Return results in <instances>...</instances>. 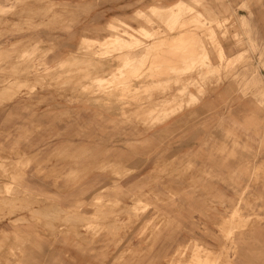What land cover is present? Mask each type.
Listing matches in <instances>:
<instances>
[{"label":"rangeland","instance_id":"rangeland-1","mask_svg":"<svg viewBox=\"0 0 264 264\" xmlns=\"http://www.w3.org/2000/svg\"><path fill=\"white\" fill-rule=\"evenodd\" d=\"M176 1L0 0V264H264V0Z\"/></svg>","mask_w":264,"mask_h":264},{"label":"bare ground","instance_id":"bare-ground-1","mask_svg":"<svg viewBox=\"0 0 264 264\" xmlns=\"http://www.w3.org/2000/svg\"><path fill=\"white\" fill-rule=\"evenodd\" d=\"M184 3V1H182V0H177L176 2H174V3H171L170 5H169V7H168V9H167V11H168V13L171 15V16H180L181 15V13H182V11H180V3ZM148 9L150 10V16L151 15H153L154 13H156V12H158V9H161V6H155V5H151V6H149L148 7ZM192 12V11H195V10H192V9H189L188 10V12ZM189 12V13H190ZM193 13V12H192ZM196 13V12H195ZM191 14V13H190ZM198 14H201V13H199L198 12ZM194 15V14H193ZM199 16V15H198ZM194 17H195V15H194ZM190 18V17H189ZM199 20V19H198ZM119 21V20H118ZM160 21V20H159ZM112 22V21H111ZM109 23L108 24V30L110 31V36H112V37H114V39L116 40V41H118V42H120V48L121 49H123L121 52L119 51L118 52V54L120 53L121 55H117V53H115V54H113V58H111V60L113 61V62H116L117 63V65H118V62H123V65L122 64H120L119 63V65H122V66H120V67H123V66H126V64L128 65V63H130V61L134 58V52L136 51V50H138V49H142L143 47H144V42H137L136 40H137V38H135L136 36H135V33L138 31L139 32V30L138 29H140V28H128L126 25H125V23L123 24V25H121V26H123V28L120 30V31H117V29H115V28H117V23H115L114 21L112 22V23ZM119 23H121V22H119ZM146 23V22H145ZM142 27V26H141ZM143 29V28H142ZM188 29V28H187ZM185 30H186V28H185ZM141 31V30H140ZM143 31V30H142ZM137 32V33H138ZM144 32V31H143ZM142 32V33H143ZM140 34H142L141 32H139ZM137 35V34H136ZM155 35V34H154ZM173 36V35H172ZM112 37H111V39H112ZM168 37V36H167ZM108 38V37H107ZM107 38H105V39H107ZM151 38V37H150ZM86 39V38H85ZM91 39V38H90ZM93 39V38H92ZM95 39V38H94ZM110 39V38H109ZM136 41V43H132V44H128V43H131V42H133V41ZM169 40V39H168ZM95 41H97V40H95ZM106 41V40H105ZM114 41V40H113ZM139 41V40H138ZM102 42V41H101ZM109 43H110V41H108ZM112 42V41H111ZM91 43V42H90ZM106 44H107V42H106ZM111 44V46H113L114 44H113V42L112 43H110ZM113 44V45H112ZM118 44V43H117ZM150 44H152L151 42H150ZM102 45H103V43H102ZM116 47V46H115ZM124 47H125V49H124ZM126 47L128 48V50H126ZM150 47L152 48V46L150 45ZM134 48V49H133ZM116 49V48H115ZM130 49V50H129ZM133 49V50H132ZM219 50H220V48H219ZM146 51V50H145ZM222 51V50H221ZM117 52V51H116ZM81 53V52H80ZM143 53V52H142ZM222 52H220V54H221ZM78 54H79V52H78ZM68 55H70V56H68V58H67V60L69 61V62H71V61H74V60H76V59H78V58H80V57H78V56H81V55H77V53L76 52H70V54L68 53ZM87 55V54H86ZM85 55V56H86ZM116 55V56H115ZM85 56H82V57H85ZM87 56H89V55H87ZM115 56V57H114ZM221 56V55H220ZM153 58V57H152ZM155 59V58H154ZM173 59V58H172ZM108 60H110V59H108ZM110 60V61H111ZM104 61H106V60H104ZM163 61V60H162ZM121 62V63H122ZM135 62V61H134ZM156 62V64H157V62L158 61H155ZM106 63H110V62H106ZM151 63H153V62H151ZM67 64H70V63H67ZM105 64V63H104ZM132 64V63H131ZM102 65V64H101ZM114 65V64H113ZM118 65V66H119ZM63 66V65H62ZM93 66V65H92ZM145 66V65H144ZM148 66H149V64H148ZM152 66V65H151ZM150 66V68L152 69V71L151 72H153V68ZM162 66V65H161ZM64 67V66H63ZM96 69H98V66L96 65ZM94 68H95V66H94ZM99 68H100V66H99ZM114 68V67H113ZM148 68V67H147ZM149 68V69H150ZM95 69V70H96ZM141 69V68H140ZM55 70V69H54ZM100 70V69H99ZM105 70V69H104ZM122 70H124L123 68H122ZM126 71V70H125ZM50 72H52V71H50ZM49 72V73H50ZM142 73H143V71H141ZM150 72V73H151ZM142 73H139L138 74V78L136 77V79H132L133 81H135L137 84L139 83V84H141V85H143V83H145L146 84V82H154L155 81V79H156V81H158L157 80V78H155V79H153L152 78V74L151 75H149L150 73H147L146 71H145V73H147V75L145 74L144 75V73L142 74ZM128 74V73H127ZM158 74V73H157ZM135 75V74H134ZM131 77V76H130ZM105 78V77H104ZM179 79V78H178ZM124 80V79H123ZM126 80V79H125ZM130 80L131 79H129V83H130ZM166 80V79H165ZM123 82V81H122ZM121 82V83H122ZM132 82V81H131ZM134 82V83H135ZM126 83V82H125ZM129 83L127 84V85H129ZM157 83V82H156ZM131 84V83H130ZM132 84H133V82H132ZM126 85V84H125ZM122 87L124 86L123 85V83H122V85H121ZM121 86H119V87H121ZM186 86V85H185ZM132 87H135V86H132ZM131 87V88H132ZM127 88V87H126ZM128 88H130V87H128ZM137 88V87H136ZM124 89V88H123ZM135 89V88H134ZM122 90V89H121ZM132 90V89H131ZM139 90V89H138ZM161 90V89H160ZM133 91V90H132ZM167 90L165 89V91L164 92H161V93H159V94H161V95H158L157 94V96H155V97H153L152 99H148L145 103V105H143L142 103V105L143 106H141V108H144V109H146L147 111H150V110H156L158 107H160V105H165L166 107H168L169 108V110H170V108H172V107H169V105L171 104V103H175V102H177L178 100H179V98L180 97H183V95H180V89H175V90H170V91H168V92H166ZM187 91V90H186ZM136 92V91H135ZM185 93V92H184ZM133 94V93H132ZM186 94V93H185ZM133 99V98H132ZM146 99V98H145ZM145 99H144V101H145ZM125 100V99H124ZM130 100V99H129ZM182 100L184 101V98H182ZM119 101V100H118ZM185 103V102H184ZM183 103V104H184ZM188 104V103H187ZM175 105H177L176 103H175ZM182 105V104H181ZM181 107V106H180ZM173 109V108H172ZM177 109H179V107H177ZM175 110V109H174ZM172 111V110H171ZM168 113H170V112H168ZM167 113V114H168ZM166 115V114H165ZM171 115H173L172 113H171ZM167 117V116H166ZM169 117V116H168ZM167 117V118H168ZM222 218V217H221ZM198 244V243H197ZM183 250H184V248H183ZM206 250V249H205ZM212 251V250H211ZM180 252V251H179ZM186 252V251H185ZM184 252V253H185ZM214 252V251H213ZM183 253V252H182ZM189 253V252H188ZM176 255V254H175ZM181 255H184V254H181ZM215 255V254H214ZM217 255V254H216ZM186 256V255H185ZM188 256V255H187ZM186 256V257H187ZM201 256V255H200ZM202 256H203V254H202ZM211 256V255H210ZM181 257V256H180ZM184 257V256H183ZM177 258H178V255H177ZM185 258V257H184ZM205 258V257H204ZM207 258V257H206ZM203 259V258H202ZM178 260H179V258H178ZM181 261H183V259L181 258ZM197 261V260H196ZM204 261H206V259L204 260ZM203 260H202V262H204ZM207 261H208V258H207ZM214 261V260H213ZM179 262V261H178ZM199 263H200V261H198ZM185 263V262H184ZM198 263V264H199ZM211 262H209V264H210ZM194 264H196V263H194ZM212 264V263H211Z\"/></svg>","mask_w":264,"mask_h":264},{"label":"crops","instance_id":"crops-1","mask_svg":"<svg viewBox=\"0 0 264 264\" xmlns=\"http://www.w3.org/2000/svg\"><path fill=\"white\" fill-rule=\"evenodd\" d=\"M80 263H81V264H89V261L86 259L85 256H83V257L81 258Z\"/></svg>","mask_w":264,"mask_h":264},{"label":"built area","instance_id":"built-area-1","mask_svg":"<svg viewBox=\"0 0 264 264\" xmlns=\"http://www.w3.org/2000/svg\"><path fill=\"white\" fill-rule=\"evenodd\" d=\"M261 73L264 74V59L262 60V68H261Z\"/></svg>","mask_w":264,"mask_h":264}]
</instances>
